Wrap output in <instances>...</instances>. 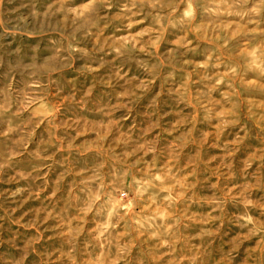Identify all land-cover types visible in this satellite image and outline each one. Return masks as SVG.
Instances as JSON below:
<instances>
[{"label":"clouds","instance_id":"1","mask_svg":"<svg viewBox=\"0 0 264 264\" xmlns=\"http://www.w3.org/2000/svg\"><path fill=\"white\" fill-rule=\"evenodd\" d=\"M30 2L0 20V264H264V0Z\"/></svg>","mask_w":264,"mask_h":264},{"label":"rangeland","instance_id":"2","mask_svg":"<svg viewBox=\"0 0 264 264\" xmlns=\"http://www.w3.org/2000/svg\"><path fill=\"white\" fill-rule=\"evenodd\" d=\"M30 6V0H4L3 6L0 7V20H10L19 24L28 15Z\"/></svg>","mask_w":264,"mask_h":264}]
</instances>
